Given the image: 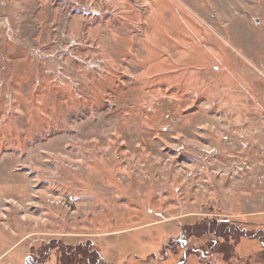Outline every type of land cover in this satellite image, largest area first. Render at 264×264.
I'll use <instances>...</instances> for the list:
<instances>
[{
	"label": "rangeland",
	"instance_id": "374dc122",
	"mask_svg": "<svg viewBox=\"0 0 264 264\" xmlns=\"http://www.w3.org/2000/svg\"><path fill=\"white\" fill-rule=\"evenodd\" d=\"M241 231L264 232V0H0V264H264Z\"/></svg>",
	"mask_w": 264,
	"mask_h": 264
},
{
	"label": "crops",
	"instance_id": "0c3cea01",
	"mask_svg": "<svg viewBox=\"0 0 264 264\" xmlns=\"http://www.w3.org/2000/svg\"><path fill=\"white\" fill-rule=\"evenodd\" d=\"M194 242L198 243L200 241L198 240H194ZM238 251L240 252V254L242 253L246 258H243V261H250V257L254 256L257 258H260L262 256H264L263 254V250L261 247V244L258 240H251V239H243L240 241L239 245H238ZM183 249V247H182ZM247 250V251H246ZM257 255V256H256ZM182 253H176V254H170L168 256V258H163L161 262H153L151 261L148 264H202L201 262L204 263L203 255L200 254V251H196L190 255H186L185 259L186 261L184 262L183 257H182ZM202 256V257H201ZM252 259V258H251ZM158 261V260H156ZM133 264H140L138 263V261H135ZM145 264V263H142Z\"/></svg>",
	"mask_w": 264,
	"mask_h": 264
},
{
	"label": "trees",
	"instance_id": "16d2710c",
	"mask_svg": "<svg viewBox=\"0 0 264 264\" xmlns=\"http://www.w3.org/2000/svg\"><path fill=\"white\" fill-rule=\"evenodd\" d=\"M213 227V226H212ZM239 229V228H238ZM229 230V229H228ZM227 230V231H228ZM240 230V229H239ZM206 231H208L209 233H211V234H214V236L215 237H220L221 239L223 238L225 241H230L231 240V238H230V236H229V234H228V232H230V231H224V233H220L221 231H219V230H217V229H212V228H208V230L206 229ZM211 231V232H210ZM187 232V231H186ZM241 232H243V231H241ZM204 233H206V232H202V234H201V236H203L204 235ZM235 235H237L239 232H237V231H235ZM187 234V236L189 235L190 237H201V236H198L196 233L195 234H188V233H186ZM227 234V235H226ZM230 234H231V232H230ZM243 234H244V236L242 237L241 236V238L243 239H251V240H258L259 242H260V244H261V246H262V252H263V254H264V232H259L257 235H254V236H249L248 234L246 235L244 232H243ZM232 235V234H231ZM242 239H240L238 242H237V244L235 245V247H234V249L236 248V246L238 247V245H239V243H240V241L242 240ZM36 258V257H35ZM31 259V263H32V261H33V264H40V258H36V259ZM44 262V261H43ZM97 262V263H96ZM30 263V264H31ZM89 264H100V262L96 259V261H93V262H91V263H89Z\"/></svg>",
	"mask_w": 264,
	"mask_h": 264
}]
</instances>
